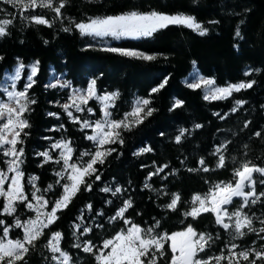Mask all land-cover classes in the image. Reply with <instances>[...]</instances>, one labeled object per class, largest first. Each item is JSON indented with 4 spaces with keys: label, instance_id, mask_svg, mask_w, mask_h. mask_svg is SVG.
<instances>
[{
    "label": "trees",
    "instance_id": "1",
    "mask_svg": "<svg viewBox=\"0 0 264 264\" xmlns=\"http://www.w3.org/2000/svg\"><path fill=\"white\" fill-rule=\"evenodd\" d=\"M130 11L184 13L194 16L207 33L200 35L183 25H169L151 37L110 44V47L156 56V59L147 61L104 51L105 47L81 35L75 27L90 18ZM61 13L59 18L46 8L22 13L18 7L0 0V19L13 20L7 29L8 34L0 37V80L6 72L22 63L24 67L18 83V89H22L28 75L27 66L39 62L33 77L35 83L28 90L29 97L36 101L30 106L31 111L25 114L30 127L24 130L27 135L21 133L23 144H17V148L22 147L24 151L20 168L24 173V190L29 197L32 188L27 180L33 176L38 178L36 188L50 202L62 193L64 180L57 183L60 164L55 163L58 157L52 152L51 143L71 141L73 161L81 163L89 159H81V153L95 150L94 144L85 138L88 132L82 131L58 105L65 99V91L48 87L53 74L61 75L72 87H85L88 81L95 79L98 94L119 92L114 107L110 109L111 119H122L137 98L151 99L148 107L155 111L143 123L133 124L130 130H120L123 144L117 142L105 146L115 151L104 158L103 164L95 165L100 179L96 180L95 175L85 177L92 183V190L85 191L81 185L68 207L57 212L59 219L44 230L34 247H30L25 257L27 264H58L51 259L53 253L45 247L51 234L57 231L62 233L60 247L73 258L71 264H96L92 254L73 245L80 243L83 246L90 239L99 247L103 240L110 239L125 227L119 220L110 222L108 219L123 206L124 200L130 199L133 205L125 213L126 218L142 227L159 220L160 227L156 232L169 233L165 217L171 212L183 214L189 211L194 195L207 193L217 183L233 181L234 169L245 161L264 167V0H65ZM33 15L43 16L52 26L35 24L23 18ZM66 28L68 31H64ZM237 30L240 36L236 35ZM192 69L213 79L217 86L253 80L255 84L232 92L226 99L206 100L200 89H190L183 83ZM246 72L251 74L245 75ZM165 78L168 81L165 87L149 95L151 89ZM177 99L183 104L173 108ZM237 100L245 103L236 106ZM89 105L93 114L88 118L98 120V106L93 101ZM233 108L236 111L233 112ZM197 124L202 127L196 128ZM180 129L188 131L177 143L175 137L180 134ZM257 131L261 132L260 137L254 135ZM224 144H227V149L222 151L225 167L218 168L219 154H215V150ZM146 147L152 150L142 153L140 150ZM45 151L53 157L47 163L39 155ZM201 158L209 171H188L190 168L200 169L198 161ZM165 164L168 167L164 172L147 179L150 173ZM4 167L0 155V168ZM145 183L151 187L145 188ZM48 185H52V189L48 190ZM105 187L113 191L120 187L122 191L113 196L111 192L102 191ZM260 191H264V185H258L257 192ZM174 193L181 197L175 211L165 207ZM88 205H91L90 209ZM51 206L49 203L48 208ZM2 207L3 200L0 199V219L8 225L14 224L15 216L24 220L31 215L22 203L16 204L14 216L2 214ZM245 211L253 218L256 228L264 227L256 219H264V203L251 205ZM178 222L183 227L191 224L197 232L212 235L211 247L206 248L201 256L219 255L221 250L227 254L225 245L230 236L215 223L211 213L202 214L196 220L183 217ZM77 224L81 225L79 231L75 228ZM97 224H103V227L98 228ZM84 227H91L93 231L81 235ZM20 237L21 229L10 231V238ZM253 241H256L255 245ZM233 242L240 245L237 251L252 246L259 248L264 243L252 233ZM168 249L169 245L165 244L166 252ZM166 261L167 256L161 264ZM241 264L247 262L241 261Z\"/></svg>",
    "mask_w": 264,
    "mask_h": 264
},
{
    "label": "snow or ice",
    "instance_id": "2",
    "mask_svg": "<svg viewBox=\"0 0 264 264\" xmlns=\"http://www.w3.org/2000/svg\"><path fill=\"white\" fill-rule=\"evenodd\" d=\"M5 2L18 7L22 13L38 8H46L53 11L57 18L62 15L61 9L65 7V0H58V2L57 0H5ZM23 18L25 20L30 19L35 24L52 26L49 20L41 15H33L30 18L24 16ZM12 24L13 20L11 19L0 20V37L8 34L7 29ZM169 25H183L197 31L200 35L207 33V29L197 22L194 16L184 14L169 15L156 11L146 13L130 11L115 16L97 17L91 19L89 23H77L75 27L79 29L82 35L94 34L95 36L110 35L115 38H142L151 37L155 32L167 28ZM64 31H68V29L66 28ZM236 35L240 36L239 30H237ZM104 51L147 61L156 59L154 55H148L137 50L108 47ZM38 63L37 61L32 65L31 75L27 77L28 83L23 85V90H9V88L16 89L17 87L15 80L19 79L20 70L24 67L22 63L19 65L16 75L11 78L12 83L4 86V93L12 103L0 102V121H5L0 123V155L10 158L4 162L7 168H0V197L5 200L2 214L14 216L17 211V202L24 204L27 209L36 213L34 218H28L25 221H21L19 216H15V222L12 225H8L5 220L0 219V228H2V234H0V264H27L25 257L29 254L30 247H34L35 241L44 234V230L48 229L50 225L59 219L57 212L68 207L72 198L81 190V185L84 186L85 191L92 190V183L86 180L85 177L95 175L96 180L100 179V175L97 174L99 170L95 165L103 164L104 158L115 151L114 148H106L105 146L117 142L123 144L120 130H130L133 124L143 123L144 119L152 116L155 111L154 108L148 107L152 103L151 99L137 98L132 110L125 113L123 119H111L112 113L109 108L114 107L113 102L119 97V92L98 95L95 79L90 80L84 89H74L73 94L68 98L70 103H65L61 107L74 123L81 125L82 131L85 129L93 131L94 134L86 135L85 138L95 143L96 150L81 153V159L89 157L86 162L81 164L73 161L74 149L70 146L71 141H57L52 144L51 147L53 149H62L60 158L55 160V163L60 164L61 161L63 162V172L56 173L60 180L66 181L61 185L63 191L58 199L51 202L45 199L43 194L37 196L36 192H39L40 189L35 188V181L38 178L33 176L30 178L29 183L32 184L35 191L31 193L32 199L30 200L29 194L24 190L22 183L24 173L20 168L23 163L21 157H23L24 151L22 147L18 149L17 144H23L21 133L27 135L28 133L24 130L30 127L25 114L29 113L31 111L30 106L36 103L34 98L29 97L28 90L35 83L33 77L37 73L36 65ZM256 71L259 70L257 69ZM250 74V72L245 73V75ZM167 82V78H165L157 87L151 89L149 95L159 92L165 87ZM186 84L188 88L193 90L202 87L207 89L204 99L215 100L226 99L233 91L239 92L242 89L251 88L255 81L234 83L221 87L215 86L213 79L199 77L196 82H186ZM70 86V82L61 85V87ZM48 87H56V85L50 84ZM91 100L102 104L103 119L81 120L79 116H74L73 112L70 111L71 108H74L77 113H93L91 107H82L88 105ZM243 103L245 101H236L237 105H242ZM182 104L183 101L177 99L173 108L180 107ZM232 111L234 112L236 109L233 108ZM49 115L55 116L57 114L49 113ZM248 123L245 124V127L248 126ZM195 127L200 128L202 125L197 124ZM187 131V129H180V134L175 137V141L180 143L181 138ZM254 135L260 137L261 132L257 131ZM226 149L227 144H224L222 148L218 147L215 150V154H219L218 168L225 167V156L222 151ZM151 150V148L146 147L140 151L143 153ZM39 155L45 158V163L53 159L47 151L41 152ZM233 161H235V158H233ZM198 163L201 166L200 169L190 168L188 171H209V168L204 166L205 161L203 158ZM167 167L168 165L165 164L156 168L154 172L149 174L147 179L150 180L153 175L164 172ZM9 173L13 175H9ZM254 173L260 175L259 184L264 185V167L255 165L250 160L245 161L234 169L233 176L235 179L233 181L215 184L203 196L194 195L191 203L197 206H193L189 211L183 213L185 218L191 217L193 220L205 213L214 214L215 223L227 231L231 237V240L225 245L228 250L227 254L221 250L219 255L201 256V253L206 252V248L211 247L210 241H213L214 238L211 234L197 232L191 224L186 225L182 231L169 234L167 232H156V229L160 227L159 220H156L153 225L148 227H142L132 222L125 216L127 210L133 207L130 199L124 200L123 206L118 209L115 215L108 218L110 222L119 220L125 225L112 238L103 240L99 247L90 239L85 241L83 246L80 243H76L73 247L82 248L83 252L92 254L97 264H161L166 256V264H221V262L241 264V261L247 262V264H257L259 261L264 264V243L259 248L252 246L237 251L240 245L233 242L238 238H244L249 233L255 234L259 240L264 241V227L256 228L253 218L245 211L251 205L264 203V199H262L264 198V191L257 192V180L254 178ZM164 178L166 179L167 177ZM60 180L57 181L58 184ZM144 187L150 188L151 185L145 183ZM50 189H52V185H48V190ZM102 191L111 192L115 196L117 193H121L122 189L116 187L113 191L112 188L105 187ZM164 194L167 195V193ZM236 198H239V204L229 211L228 206L233 205ZM180 200V195L174 193L171 202L165 207L175 211ZM49 203L52 205L51 210L42 211V209L48 207ZM88 208L90 209L91 205H88ZM99 215L102 216L103 213H99ZM256 219L259 220L261 225H264V219L259 217ZM96 227L102 228L103 224H97ZM13 228L22 229V237L9 238L10 231ZM75 228L79 231L81 225L77 224ZM92 231L91 227H84L81 235ZM73 235H75V232ZM61 239L62 233L59 231L54 232L45 247L53 253L51 259L57 261L58 264H71L73 258L60 247ZM255 243L256 241H253V245ZM165 244H169L167 252ZM169 252L170 255L168 254Z\"/></svg>",
    "mask_w": 264,
    "mask_h": 264
},
{
    "label": "rangeland",
    "instance_id": "3",
    "mask_svg": "<svg viewBox=\"0 0 264 264\" xmlns=\"http://www.w3.org/2000/svg\"><path fill=\"white\" fill-rule=\"evenodd\" d=\"M9 4V3H8ZM9 5H11V6H13L12 4H9ZM14 7V6H13ZM177 14H184V13H175V14H169V15H177ZM118 15H120V14H118ZM184 15H187V14H184ZM110 16H115V15H110ZM104 17H106V16H104ZM97 18V17H96ZM101 18H103V17H101ZM5 19H8V18H1L0 20H5ZM91 19H95V18H90V19H88V20H86V22H82V23H89L90 22V20ZM77 29V28H76ZM78 31H79V29H77ZM79 33H80V31H79ZM81 34V33H80ZM82 35V34H81ZM83 36H87V37H89V38H91L97 45H100V46H102V47H105V48H108V47H110V44H111V42H119V41H122V40H136V39H141V38H131V37H121V38H115V37H112V36H95L94 34L93 35H83ZM142 38H145V37H142ZM32 65H34V63H30L28 66H27V68H28V75H27V77L29 76V75H31V67H32ZM19 67V64L18 65H16V66H14L13 68H12V70H10L9 72H6L4 75H3V77H2V79L0 80V102H8V103H12V101H9L8 99H7V96H6V94L4 93V86H6V85H10L11 83H12V77H14L15 75H16V70H17V68ZM21 71H22V69L20 70V76H19V79H17V80H15V83H16V85H17V87H16V89H11V88H9V90H13V91H20V90H23V88L22 89H18V83H19V80H20V77H21ZM27 77H26V79H25V81H24V83L26 84V83H28V79H27ZM199 77H203V76H201L199 73H198V71L196 70V69H192V71L183 79V83L185 84V85H187L186 84V82H196V80L197 79H199ZM205 78V77H204ZM207 79H209V78H207ZM66 82H68V81H66L61 75H56V74H53L51 77H50V79H49V82H48V85H50V84H55L56 85V88H58L60 91H65V93H66V95H65V99L64 100H61V101H59L58 102V105L61 107V105H63V104H65V103H70V101H69V97L73 94V90L74 89H84V88H86V86L85 87H82V88H80V87H72V86H70V87H61V85L62 84H64V83H66ZM89 82V81H88ZM228 85H230V84H228ZM228 85H225V86H221V87H226V86H228ZM215 86H217V85H215ZM200 90L202 91V93H203V97H204V95L207 93V89H205V88H200ZM233 92H235V91H233ZM105 93H111V92H103V93H101V94H98V95H103V94H105ZM136 100V99H135ZM135 100H134V102H133V106H134V103H135ZM208 100H213V99H208ZM91 101H93V102H95V104L98 106V108H99V110H100V118L99 119H103V112H102V104L100 103V102H98V101H95V100H91ZM91 101H89V102H91ZM114 103V102H113ZM133 106H132V108H133ZM236 106H239V105H236ZM82 107H85V108H87V107H91L89 104L88 105H84V106H82ZM62 108V107H61ZM92 108V107H91ZM112 108V107H111ZM111 108H109V111H110V109ZM132 108H131V110H132ZM63 109V108H62ZM130 110V111H131ZM64 111V110H63ZM70 111H72L73 112V115L74 116H79L80 117V119L81 120H85V119H87V120H90L89 118H88V115L89 114H93V113H88V112H80V113H77L76 111H75V109L74 108H71L70 109ZM129 111V112H130ZM65 114L67 115V113L65 112ZM68 116V115H67ZM124 118V117H123ZM122 118V119H123ZM71 119V118H70ZM71 121H72V119H71ZM3 122H5V121H0V123H3ZM78 124V123H77ZM79 125V128L81 129V125L80 124H78ZM87 132H88V134L87 135H92V134H94L93 133V131L91 130V129H85ZM59 141H64V140H59ZM55 142H57V141H55ZM55 142H53V143H51V145L52 144H54ZM93 144H94V146H95V150H96V145H95V143L93 142V141H91ZM50 145V146H51ZM5 147H8V146H5ZM51 150H52V152H54V153H56V155H57V157H58V159L60 158V152L62 151V149H53L52 147H51ZM94 150V151H95ZM3 156V155H2ZM8 159H10L9 157H4L3 156V161L5 162V161H7ZM74 162H77V163H81L80 161H77V160H75ZM62 161H61V163H60V169L58 170V172H63V166H62ZM5 164V167H4V169H6L7 168V165H6V163H4ZM82 164V163H81ZM9 175H13L12 173H9ZM254 175V178L257 180V186L256 187H258V185H259V179H261V177H260V175L258 174V173H254L253 174ZM57 179L58 180H60V177H58L57 176ZM29 180H30V178L27 180V184H29L30 186H31V193L33 192V191H35V189L33 188V186H32V184H30L29 183ZM63 181V180H62ZM64 183L66 182V181H63ZM63 183V184H64ZM218 184V183H217ZM5 187H7V185H5ZM213 187V186H212ZM211 187V188H212ZM35 188H36V186H35ZM210 188V189H211ZM37 189V188H36ZM209 189V190H210ZM208 190V191H209ZM247 190V189H246ZM62 191H63V189H62ZM42 193L39 191V192H36V195L37 196H39V195H41ZM205 194V193H204ZM204 194H199V195H201V196H203ZM45 198V197H44ZM0 199H2L3 200V204L5 203V200H4V198H2V197H0ZM29 199L31 200L32 199V196H31V194H30V197H29ZM192 201V200H191ZM239 198H236L235 200H234V204L233 205H230V206H228V208H229V211H231V210H233V208L236 206V205H238L239 204ZM17 203H19V202H17ZM33 203H35V201H33ZM193 206H197V205H192V207ZM26 208V207H25ZM26 210H28L29 212H31V215H30V217H28V218H34L35 217V215H36V213L34 212V211H31V210H29V209H27L26 208ZM51 210V208H46V209H42V211H50ZM213 216H214V214H212ZM184 217V215L183 214H175L174 212H171L168 216H166L165 217V222L167 223V225L169 226V234H171V233H173V232H178V231H182L185 227H183V226H181V224L178 222L179 221V219H181V218H183ZM28 218H26V219H24V220H21V221H25V220H27ZM215 219V218H214ZM21 231H22V229H21ZM22 235H23V232H22ZM113 237V236H112ZM111 237V238H112ZM10 238V237H9ZM230 240H231V237H230ZM169 245V244H168ZM58 263V262H57ZM96 264H97V262H96Z\"/></svg>",
    "mask_w": 264,
    "mask_h": 264
}]
</instances>
